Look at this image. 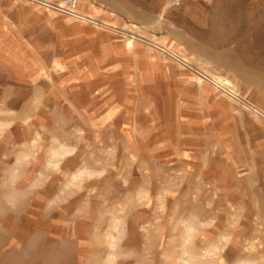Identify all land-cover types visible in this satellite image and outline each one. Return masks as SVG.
<instances>
[{
  "label": "rangeland",
  "instance_id": "374dc122",
  "mask_svg": "<svg viewBox=\"0 0 264 264\" xmlns=\"http://www.w3.org/2000/svg\"><path fill=\"white\" fill-rule=\"evenodd\" d=\"M82 8L123 31L86 27L48 11L56 28L76 22L88 40L62 48L60 68L55 62L47 73L51 85L37 88L38 98L23 113L0 114L14 122L13 144L0 147V264H107V233L122 215L125 231L113 264H179L187 255L189 222L213 221L195 235L189 253L200 254L231 234L214 264L245 258L250 240L264 250V120L226 91L264 110V69L249 70L248 55L239 64L229 55L224 60L208 54L198 44L208 34L170 0H83ZM166 51L192 62L223 89ZM60 80L77 82L65 103L69 86ZM79 82L94 90L92 107ZM5 139L0 136V145ZM60 144L75 147L66 164L58 170L34 165L36 174L45 172L36 189L47 181L49 197L60 193L48 207L35 205L41 194L25 190L29 184L34 190L42 172L31 182L20 171ZM24 153L29 158L20 161ZM84 167L104 173L67 187ZM232 208L241 213L235 228L229 226ZM54 216L64 218L58 235Z\"/></svg>",
  "mask_w": 264,
  "mask_h": 264
},
{
  "label": "crops",
  "instance_id": "0c3cea01",
  "mask_svg": "<svg viewBox=\"0 0 264 264\" xmlns=\"http://www.w3.org/2000/svg\"><path fill=\"white\" fill-rule=\"evenodd\" d=\"M82 6L83 0H80L79 7L84 12ZM176 7H181L177 10L199 30L208 34L207 38L198 39L199 46L204 47L208 54L222 56L224 60H226L225 56L229 55L239 64H244L245 60L242 56L248 55L250 56V61L247 62L250 65L249 70L262 71L264 69L262 66L264 63V0H209L208 2L184 0L181 6ZM76 22L79 21L76 20ZM76 22L56 28L47 10L38 11L19 0H0V110H2L0 114H14L15 110L18 113H23L25 104L34 102L35 98H38L33 95L38 91L37 88L51 85L47 73L51 71L55 62H58L56 69L60 68L62 48L73 44L77 45L78 39L88 40L85 34L79 33V26ZM85 26L90 27L87 24ZM259 57H261V61ZM60 83H64L63 86H69V90L65 94V103L71 99L77 82L69 84L68 81L60 80ZM79 83V87L89 97V107H92L95 98L94 90L88 91L82 82ZM13 130L14 124L12 128L0 135L5 134L7 139L0 147L13 144ZM24 155L20 158H23ZM2 157L5 159L8 155L3 154ZM48 157L44 159L43 156L37 155L36 159H32L28 163L32 164L29 168L27 166L26 169L20 171V178L23 181L33 178L31 182L42 172L38 182L33 184L34 190L29 188V184L25 191H37V195H41L35 205L42 203L47 207L50 199L60 192L49 197L45 190L47 181L42 184L41 188L36 189L45 172L38 170L36 174L34 165L42 162L48 164ZM28 158L24 157L20 161H26ZM73 162L74 156L71 163ZM63 164L66 163H63L62 160L60 166ZM46 166L53 170L60 168V166L58 168ZM14 168L9 172L12 181ZM14 173L17 171L15 170ZM36 184L37 186H35ZM64 203L66 202L54 207L63 206ZM52 220L56 223V235H58V228L62 226L64 218L54 216ZM48 227L50 234V225Z\"/></svg>",
  "mask_w": 264,
  "mask_h": 264
},
{
  "label": "bare ground",
  "instance_id": "6f19581e",
  "mask_svg": "<svg viewBox=\"0 0 264 264\" xmlns=\"http://www.w3.org/2000/svg\"><path fill=\"white\" fill-rule=\"evenodd\" d=\"M88 15V14H87ZM90 16V15H88ZM95 20H98L97 17H92ZM103 22L101 20H98V22ZM105 23V22H103ZM107 24V23H106ZM14 27V26H13ZM226 91L228 94L232 95L235 94L231 89H227ZM2 111V110H0ZM29 120V119H28ZM26 120V122H29ZM13 120H0V133L2 134L6 129L11 127L13 125ZM37 143V142H36ZM75 151V147H70L65 144H60L58 147H55L51 150L50 156L48 158V166L52 168H58L60 166V163L62 160L66 159L68 156L72 155ZM24 157H29L28 153H24ZM23 157V158H24ZM23 158H20V160H23ZM104 173V169L102 170H93L88 167H84L76 171L70 178L67 187L72 186H81V183L85 181L86 179H89L96 175H102ZM37 186V184L35 185ZM126 205V204H125ZM213 205V204H212ZM120 213H125L126 208L124 206H121L118 208ZM233 215L232 219L234 221L233 224L229 225L231 228H235L234 226L240 219V215L236 208H232ZM256 218V217H255ZM196 219V218H194ZM193 220V219H192ZM212 220V219H211ZM239 223V222H238ZM213 224V221L210 223H191L189 222L186 225V236L184 238V253L187 254L184 257H181V261L179 264H214L215 261H217V258L219 255L227 248V246L231 243V234H225L221 237L220 241L214 245H212L210 248H207L204 250V252L200 254H194L189 253L188 245L194 242L195 235L201 231L203 227H210ZM124 227H125V218L122 216H115L114 217V224L112 225L111 231L107 233L108 237V243L109 247L111 249V252L107 259V264H113L114 262H117L118 256L120 253H118V249L120 247V242L122 239V236L124 235ZM211 228V227H210ZM144 230L149 233V229L147 227H144ZM114 231L117 232V234L114 233ZM256 236V235H255ZM254 240V239H253ZM251 241V240H250ZM248 242L246 245V252L247 255L245 258L240 259L235 264H263L264 262V250L261 245H257L256 242ZM258 242V241H257ZM261 248V250H260ZM259 250L263 253L261 255L259 254Z\"/></svg>",
  "mask_w": 264,
  "mask_h": 264
},
{
  "label": "built area",
  "instance_id": "2783aa9c",
  "mask_svg": "<svg viewBox=\"0 0 264 264\" xmlns=\"http://www.w3.org/2000/svg\"><path fill=\"white\" fill-rule=\"evenodd\" d=\"M23 2H28L34 6H37L39 9H44L47 11H53L63 16L71 17L79 22L86 23L90 26H94L98 29H101L103 31L112 32V33H122V29L113 26L110 24H106L103 22H98V20H95L94 18H91L84 12L80 10L79 4L80 0H21ZM184 0H170V3L172 6H181ZM204 2H208L209 0H203ZM130 35L134 36L136 34L130 33ZM167 52V51H166ZM172 58L177 60L179 63L183 64L187 68L191 69L198 75H203V78H206L207 81L212 82L214 85H216L218 88L223 89V87L218 86V83L213 81L211 76H208L202 72L195 64H193L190 61L185 60L184 58H181L178 54L172 53L170 51L167 52ZM233 100L237 102L238 104L242 105L247 111H250L260 118L264 120V110L257 107L254 103L249 101L247 98L242 96L241 94H233Z\"/></svg>",
  "mask_w": 264,
  "mask_h": 264
}]
</instances>
